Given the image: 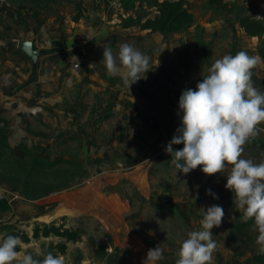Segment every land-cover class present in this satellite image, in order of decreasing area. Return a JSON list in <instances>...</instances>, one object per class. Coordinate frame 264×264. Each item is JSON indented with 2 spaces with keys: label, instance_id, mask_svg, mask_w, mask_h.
<instances>
[{
  "label": "rangeland",
  "instance_id": "rangeland-1",
  "mask_svg": "<svg viewBox=\"0 0 264 264\" xmlns=\"http://www.w3.org/2000/svg\"><path fill=\"white\" fill-rule=\"evenodd\" d=\"M82 1H86L82 6L86 13L92 5L97 7V11L90 9L94 18L87 21L93 23L88 32L95 37L86 44L82 59L98 64L95 71L99 79H95L100 86L96 90L90 88L89 94L96 95L89 114L93 124L90 130L73 133L77 136L58 137L56 150L78 156L94 170L90 178L75 188L83 187L88 180L104 181L109 206L105 224L97 219L80 224L82 237L71 244L69 262L104 264L103 253L118 250L128 254L132 264H143L148 250L160 245L164 258L156 264H176L178 250L188 232L201 229L199 211L218 205L225 215L221 225L211 229L217 243L212 264H258L257 258L264 256V250L256 243L255 226H248L245 235L235 230L237 224L244 222L233 202V193L225 187L230 166L214 176H206L199 167L185 175L177 172L165 149L181 126V93L195 89L201 78L208 75L212 63L224 55L245 51L264 61V39L247 37L238 25L236 11L215 10L207 0H186L188 10L196 18V27L167 39L137 27L123 28L128 19L157 17L158 12L152 7L154 0ZM226 2L240 7L241 15L264 20V0ZM68 7L70 10L65 11L70 14L73 7ZM76 13L77 9L74 15H79ZM126 42L150 57L149 71L141 73V79L130 88L121 77L109 76L102 62L105 45H111L115 55L120 44ZM104 77L116 79V83H107ZM252 81L264 92V64L253 69ZM71 88L78 86L73 82ZM114 97L118 98L115 117L104 121V128L102 125L97 129L100 123L95 122V117L105 111ZM70 136L73 140H66ZM255 140L264 142V132ZM182 148L183 145H173L174 151ZM154 154L159 156L144 165ZM242 158L262 163L264 149L251 141L245 145ZM208 190L218 198L207 194ZM8 222L7 217L0 216V231ZM56 253L63 254L58 250Z\"/></svg>",
  "mask_w": 264,
  "mask_h": 264
},
{
  "label": "crops",
  "instance_id": "crops-1",
  "mask_svg": "<svg viewBox=\"0 0 264 264\" xmlns=\"http://www.w3.org/2000/svg\"><path fill=\"white\" fill-rule=\"evenodd\" d=\"M85 2L64 0L54 6L51 14L38 19L31 18L28 8L10 6L8 15L0 8V41L3 42L0 44V115L9 124L10 143L17 153L19 146L25 144L28 148H39V156L58 158L65 155L56 150L58 137L89 131L93 125L89 122V114L96 95L89 93L91 87L96 90L100 86L95 79H99L95 71L98 64L82 57L89 39L95 37L88 32L93 23L87 21L94 18L90 9L97 11V7L92 5L86 13L82 9ZM68 4L73 7L70 14L65 11L69 9ZM76 9L79 16L75 21ZM23 40L32 42L39 53L36 63L18 49V43ZM104 80L110 83L106 77ZM73 82L78 89L71 88ZM114 117L112 115L106 122ZM106 122L99 124L97 129L102 125L104 128ZM67 139L73 140V137ZM158 156L151 155L143 164L147 165ZM105 184L101 180H88L83 187L38 201L14 200L10 203V213L5 215L10 222L2 225L0 239L11 232L26 233L31 241L22 242L18 251L43 259V253L51 250L52 254L63 255L66 263L72 264L69 250L74 243L58 237L34 239L33 230L37 224L63 225L72 231L78 230L86 220L105 224L109 206ZM60 244L67 246L64 254L56 253Z\"/></svg>",
  "mask_w": 264,
  "mask_h": 264
},
{
  "label": "clouds",
  "instance_id": "clouds-1",
  "mask_svg": "<svg viewBox=\"0 0 264 264\" xmlns=\"http://www.w3.org/2000/svg\"><path fill=\"white\" fill-rule=\"evenodd\" d=\"M102 62L109 76L121 77L129 88L150 68V57L127 42L120 44L115 55L112 46L105 45ZM262 64L259 56L245 51L216 59L195 89L181 93V126L165 151L177 172L185 175L199 167L206 176H214L230 166L225 187L233 193L242 222L254 221L256 243L264 250V162L256 164L242 158L245 145L264 132V92L252 81L253 69ZM173 145L183 148L174 151ZM207 194L218 198L211 190ZM199 213L201 229L188 232L178 250L176 264H212L217 243L211 229L221 225L225 213L218 205ZM21 245L18 236L0 239V264H66L63 255L52 252L43 253V259L21 253L17 250ZM163 258L159 245L148 250L143 264H156Z\"/></svg>",
  "mask_w": 264,
  "mask_h": 264
},
{
  "label": "trees",
  "instance_id": "trees-1",
  "mask_svg": "<svg viewBox=\"0 0 264 264\" xmlns=\"http://www.w3.org/2000/svg\"><path fill=\"white\" fill-rule=\"evenodd\" d=\"M5 1L9 6L30 9L31 18L38 19L43 15L51 14L54 6L64 0ZM152 2V7L158 12L157 17L128 19L123 28L137 27L142 31L158 33L167 39L173 35L187 33L196 26L195 16L188 10L186 0H154ZM207 4L222 12L232 13L236 11L240 29L248 37L264 39V20L249 15H241V8L236 4H229L226 0H207ZM78 16L74 17L75 21L78 20ZM106 80L116 83V79L111 77H106ZM117 99V97L112 99L105 114L94 115V117L96 116V123L102 124L112 117V110L116 107ZM252 143L255 147L264 149V142L253 140ZM18 150L20 154L10 143L8 122L2 119L0 115V186L7 188L11 193L18 194L27 201H38L50 195L78 187L94 172L76 155H62L54 159L45 158L38 155L39 148H28L25 144H21ZM10 211L11 205L8 199L0 197V216L8 215ZM252 225H254L252 221L240 223L236 225L235 230L245 235L247 227ZM8 235L18 236L26 244L31 241L26 233L11 232ZM40 237H58L76 243L81 240L82 232L79 229L73 231L66 229L63 225L37 224L33 230L32 238L38 239ZM57 250L64 254L67 246L60 244L57 246ZM108 255L107 252H104L103 258L106 260ZM257 262L264 264V256H259Z\"/></svg>",
  "mask_w": 264,
  "mask_h": 264
},
{
  "label": "water",
  "instance_id": "water-1",
  "mask_svg": "<svg viewBox=\"0 0 264 264\" xmlns=\"http://www.w3.org/2000/svg\"><path fill=\"white\" fill-rule=\"evenodd\" d=\"M18 49L22 51L33 63L39 58V53L34 50L33 43L27 40L18 43ZM104 264H132L131 257L118 250L110 252Z\"/></svg>",
  "mask_w": 264,
  "mask_h": 264
},
{
  "label": "built area",
  "instance_id": "built-area-1",
  "mask_svg": "<svg viewBox=\"0 0 264 264\" xmlns=\"http://www.w3.org/2000/svg\"><path fill=\"white\" fill-rule=\"evenodd\" d=\"M0 8L5 11L6 15L10 13V6L6 3L5 0H0ZM0 197H5L8 199L9 203L13 202L16 199L21 198L18 194L11 193L7 188L0 186Z\"/></svg>",
  "mask_w": 264,
  "mask_h": 264
}]
</instances>
